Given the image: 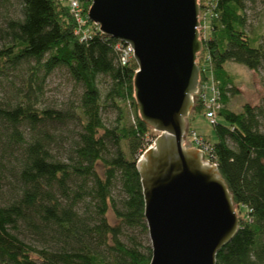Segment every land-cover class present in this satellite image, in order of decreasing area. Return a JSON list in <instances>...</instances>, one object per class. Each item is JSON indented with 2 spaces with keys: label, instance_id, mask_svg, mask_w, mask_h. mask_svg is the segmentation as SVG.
Wrapping results in <instances>:
<instances>
[{
  "label": "trees",
  "instance_id": "trees-1",
  "mask_svg": "<svg viewBox=\"0 0 264 264\" xmlns=\"http://www.w3.org/2000/svg\"><path fill=\"white\" fill-rule=\"evenodd\" d=\"M66 1L20 0L21 18L0 25V74L28 65L19 100L0 102V196L7 185L12 193L0 203V264H149L150 245L135 235H128L130 246L122 240L127 230L148 234L137 161L152 143L148 136L153 129L141 120L136 105L138 67L133 59L122 64L119 42L89 19L79 28ZM256 1L198 0L200 13L214 17L209 35L200 32L196 63L200 80L211 71L220 82L222 103L213 125L217 140H205L233 195L239 221L216 264H264V98L259 106L244 104L242 112L231 111L229 94L237 89L225 69L227 62L254 71L264 65L261 35L245 31L247 4ZM8 2L0 0V5ZM81 2L88 13L92 0ZM59 67L83 85L80 104L70 110L38 108V81ZM102 75L112 82L104 102L97 82ZM108 102L130 109L133 123L107 127L102 112ZM204 113L197 99L190 116ZM74 123L79 128L75 134L63 133ZM191 131L196 132L187 125ZM117 187L121 200L113 196ZM109 210L115 224L108 220ZM24 232L46 246L26 243L20 238Z\"/></svg>",
  "mask_w": 264,
  "mask_h": 264
},
{
  "label": "water",
  "instance_id": "water-1",
  "mask_svg": "<svg viewBox=\"0 0 264 264\" xmlns=\"http://www.w3.org/2000/svg\"><path fill=\"white\" fill-rule=\"evenodd\" d=\"M198 0H92L98 31L133 49L141 120L158 133L137 161L149 264H216L238 231L233 195L201 151L185 147L200 83Z\"/></svg>",
  "mask_w": 264,
  "mask_h": 264
},
{
  "label": "rangeland",
  "instance_id": "rangeland-1",
  "mask_svg": "<svg viewBox=\"0 0 264 264\" xmlns=\"http://www.w3.org/2000/svg\"><path fill=\"white\" fill-rule=\"evenodd\" d=\"M66 2L69 5V1ZM21 12L22 6L20 0H9L5 7L0 5V25L5 27L6 20L21 18ZM245 14L247 17L245 31L251 37L261 35L258 45L264 49V0H257L255 3H248ZM204 34L205 36L209 35L208 26ZM3 43L4 42L0 41V48ZM27 68L28 65L23 64L18 67L17 70L8 69L6 73L0 74V102L10 104L19 100L20 97H17V94L18 90L23 86V81L28 78ZM225 69L233 78L237 89L236 94H229L230 100L227 107L231 111L236 113L242 112L244 104H250L251 106H259L262 104L264 98V65H262L257 71H254L247 68L243 64L227 62L225 64ZM97 82L102 101L104 102L105 96L112 86V82L109 77L103 75L98 78ZM38 84L41 86L40 89H37V86L35 87L38 108L70 110L80 104L82 94L84 93L83 85L76 82L70 76L67 68L65 67L57 68L54 72L47 76L45 81H38ZM196 100L197 97H195V102ZM120 106L121 108L119 109L114 107L111 102H108V104L103 108L102 117L107 127L113 128L119 124L129 126L133 123V114L130 109L123 107V104H120ZM120 117H123V121L119 120ZM187 119V125L193 127L197 134L203 136L211 143H214L217 140L213 125L207 121L203 114H196L193 117L189 115ZM68 126V128H63V133L72 135L79 129L77 128L76 123ZM157 136L158 133L153 130L148 136V140L153 141ZM186 140L188 143L187 146L192 147L191 139L187 137ZM96 168L98 173L101 176H104V168L102 164H97ZM113 196L117 200H121L123 198V194L118 187L113 190ZM11 198L12 193L7 185L0 196V203L5 204ZM82 208L84 207L82 206ZM89 209L90 211L95 210L92 206ZM107 217L112 224L117 222L112 210L108 211ZM128 235H135L137 240L143 242L144 245H150L148 234L145 237L138 230H127L125 231L122 240L128 246L131 244ZM20 238L36 248L46 246V243L41 241L39 238L25 232L20 233Z\"/></svg>",
  "mask_w": 264,
  "mask_h": 264
},
{
  "label": "built area",
  "instance_id": "built-area-1",
  "mask_svg": "<svg viewBox=\"0 0 264 264\" xmlns=\"http://www.w3.org/2000/svg\"><path fill=\"white\" fill-rule=\"evenodd\" d=\"M68 1H69L70 10L75 17L79 28H81L82 25L85 24L88 19V13L84 12L81 0H68ZM212 17H214V15L209 12H205L203 14L200 13L198 29L200 32H203V34L205 33L207 26L208 27L210 26L209 22ZM96 27L98 29V26ZM116 49L121 54L122 64L125 65L129 62V60L133 59V49L131 46L119 42L117 44ZM203 71H205V69H203ZM207 76L208 77L206 79L200 80L199 90L196 97L197 99H200L204 105L205 118L211 125H214L216 123V112L222 108L220 82L215 81L213 79V75L211 71L208 73ZM187 137L191 139L192 147L187 146L188 145L186 140ZM155 139L152 141V143L148 145V147L142 152V154L147 149L153 146ZM184 145L186 148L198 149L199 151H201L204 161H207L210 164L217 167V164L212 160V155H211L212 148L203 136H200L194 131L188 132V134L185 135ZM142 154L140 155V157L142 156Z\"/></svg>",
  "mask_w": 264,
  "mask_h": 264
},
{
  "label": "bare ground",
  "instance_id": "bare-ground-1",
  "mask_svg": "<svg viewBox=\"0 0 264 264\" xmlns=\"http://www.w3.org/2000/svg\"><path fill=\"white\" fill-rule=\"evenodd\" d=\"M198 31H199V29H198ZM200 34V33H199ZM201 52V51H200ZM151 143V142H150Z\"/></svg>",
  "mask_w": 264,
  "mask_h": 264
}]
</instances>
